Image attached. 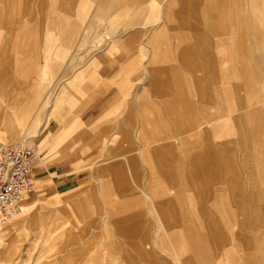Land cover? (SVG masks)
Instances as JSON below:
<instances>
[{"label": "crops", "instance_id": "1", "mask_svg": "<svg viewBox=\"0 0 264 264\" xmlns=\"http://www.w3.org/2000/svg\"><path fill=\"white\" fill-rule=\"evenodd\" d=\"M18 1L24 4V13L28 14L29 21L21 24L16 18L10 24L6 20L7 6ZM147 1L120 0L121 16L128 23L121 27L118 35L108 34L114 47L119 48L117 53L124 50L119 40L129 32H138V26L148 22L144 18ZM40 2L34 15L33 0H0V128L8 133L7 136L0 134V139L18 136L15 127L26 124L34 107L44 111L59 88L63 95L61 83L64 75L55 80L49 78V74L58 69L52 59L64 61L70 51L74 53L82 47L98 11L103 7L112 8L118 1L53 0L47 9L44 8L46 0ZM168 5V12L175 15V22L178 23V26L171 27L175 32V42L169 41L161 22L151 27L148 42L152 50L148 64L179 62L193 71H207L218 64L219 81L214 74L213 83L206 84L205 88L200 85L203 95L212 98V104L201 107L207 113L201 116L200 124L194 125L188 116V122L183 125L180 120L184 116L179 113L183 111L179 106L182 90L170 81L172 76L167 71H155L152 86L157 89L160 104L167 113L166 116H156L157 136L152 135L146 121L141 120L142 140L136 150L131 148L134 153L115 154L108 160L117 162L108 170L114 171L116 166H121L132 184L120 202L115 229L121 230L128 240L135 239L141 235L140 226L146 215L163 226L164 237L171 229L174 241H183L180 250L189 256L186 260L188 264H214L218 255L217 244L227 248L234 240L232 225L237 224V236H244L248 244L255 245L259 239H264V99L254 105L242 106L235 101L242 89L241 82L244 90L250 91L257 85L264 95V0H169ZM213 37L217 39L213 40ZM12 38L11 53L18 54L15 60L8 57V45ZM138 39L139 35H136L131 42ZM106 44L107 41L103 48ZM162 44L166 45L165 49H162ZM21 55H31L29 67L24 66L27 60L21 59ZM40 59L42 64L38 62ZM74 59L72 56L68 60L73 62ZM133 64H119L111 76L121 78ZM163 73L166 77L164 81L160 79ZM104 88L101 94L104 92L106 95L108 90L106 86ZM222 99L232 103L224 105ZM66 111L64 109L62 114ZM164 118L172 120L176 128L175 137L170 136ZM232 126L239 134L236 142L225 139L218 144L216 139L211 140L213 130L219 129V133L224 135L225 128ZM186 130H191L189 140L197 144L181 149L188 138L184 133ZM31 131L32 126H29L28 131L22 134L30 135ZM248 132L252 134L251 140ZM47 138L48 135L39 136L33 145L42 150L48 145ZM235 143L239 144V151H233L234 147H231L232 151L228 150V144ZM153 144L157 145L149 147ZM162 149H180L184 150V154L163 155L160 154ZM53 150L52 144L49 157L54 155ZM140 158L152 161L151 165H158V172L166 177L175 175L182 183L181 189H164L154 173L151 174L153 177L141 183L135 181L133 175ZM174 159L187 161L189 168L184 170L183 164L174 163ZM39 162L43 163L42 159H38L36 165ZM214 179L220 181V189L212 188L211 181ZM171 191L175 195L171 196ZM25 202L30 214L37 203L27 199ZM195 205L199 210L194 208ZM178 206L180 211L176 210ZM42 221V217L36 219V222ZM200 229H206V232L201 233ZM162 237L154 236V241ZM76 248L72 250L76 251ZM227 254L226 249L224 256ZM144 255H149V252ZM244 257V264L259 262L254 252L249 251ZM167 259L170 258L167 256ZM172 262L177 264L176 260Z\"/></svg>", "mask_w": 264, "mask_h": 264}, {"label": "rangeland", "instance_id": "2", "mask_svg": "<svg viewBox=\"0 0 264 264\" xmlns=\"http://www.w3.org/2000/svg\"><path fill=\"white\" fill-rule=\"evenodd\" d=\"M116 1L112 8L103 7L98 11L82 47L74 53L70 51L64 61L52 59L58 69L52 75L49 74V78L55 80L64 75L61 83L63 95L59 88L44 111L34 107L26 124L15 127L18 136L0 139V142H22L36 147L39 159L43 161L37 165L34 191L27 198L29 201L35 200L36 206L30 214L27 212L20 215L12 220V224L0 227V264H174L172 260H176L177 264L185 260L182 264H188L186 260L189 256L180 250L183 241H174L171 229H168V235L164 237L163 226L156 220L151 221L146 215L140 226L141 235L131 241L123 236L121 230L115 229L120 202L132 184L121 166L109 171L108 168L117 162L108 160L115 154L134 153L142 140L141 120H145L149 132L157 136L156 116H166L167 113L160 104L157 89L152 86L155 71H167L172 76L170 81L182 90L179 106L183 111L179 113L184 117L180 123L186 124L190 116L192 123L197 126L202 120L201 116L207 113L201 107L212 104V98L203 95L200 85L205 88L206 84L213 83L214 74L219 81L220 67L214 64L207 71H193L179 62L148 64L152 50L148 42L151 27L161 22L169 41L175 42V32L171 27L178 26V23L175 22V15L168 12L169 0L147 1L144 18L148 22L140 24L138 32H129L123 36L119 41L124 50L117 53L119 48L114 47L110 37L118 35L128 20L121 16L120 0ZM52 3L53 0H46L44 8H49ZM40 4V0H33L34 15ZM16 18L21 24L29 21L28 14L24 13V4L19 1L7 6V22L12 24ZM110 33L111 36L108 35ZM136 35H139L138 41L131 42ZM212 39L216 40L217 37ZM105 41L107 44L103 48ZM161 47L165 49L166 45L162 44ZM12 51L13 38L8 45V57L15 60L18 54ZM72 56L75 59L69 62ZM216 56L219 58V54ZM20 58L27 60L24 66L29 67L31 55H21ZM38 62L42 64L41 59ZM128 62L134 64L121 78L111 76L119 64ZM163 74L160 79L164 81L166 77ZM241 85L242 89L238 91L235 100L238 105H254L263 101L264 95L259 86H253L247 91L242 82ZM104 86L108 90L106 95L104 92L101 94L105 90ZM222 100L227 106L232 103ZM64 109L67 111L62 114ZM164 119L170 136L175 137L176 128L172 120ZM29 126H32L31 134L25 136L22 132L28 131ZM190 131L184 132L188 138L180 145L181 149L197 144L189 140ZM213 131L211 140L216 139L218 144L225 139L236 142L239 138L233 126L225 128L224 135L219 133V129ZM248 133L250 139L252 134ZM0 134L8 135L2 128ZM42 135H48V145L40 150L38 145H33V141L36 142ZM52 144L54 155L49 157ZM231 147H234L233 151H239V144H228V150L232 151ZM172 153L180 155L184 154V150L160 151L163 155ZM174 163H182L184 170L189 168L187 161L174 159ZM151 164L152 161L138 159L134 180L141 183L153 177L151 174L154 173L164 189H181L182 183L175 175L166 177L158 172V165ZM220 185L218 179L211 181L212 188L220 189ZM170 194L175 195V192L171 191ZM194 208L197 210L199 207L195 205ZM176 210L180 211L181 208L178 206ZM39 217L43 218L41 223L36 222ZM200 230L201 233L206 232V229ZM238 230L237 224L232 225L236 236L227 248L217 244L218 255L214 264H244V256L249 251L256 254L258 264H264V239H259L255 245L248 244L244 236H237ZM160 235L163 237L154 241V236ZM75 246L76 251H73ZM226 249L228 254L224 256ZM78 251L81 253L77 254ZM145 252H149V255H144Z\"/></svg>", "mask_w": 264, "mask_h": 264}, {"label": "built area", "instance_id": "3", "mask_svg": "<svg viewBox=\"0 0 264 264\" xmlns=\"http://www.w3.org/2000/svg\"><path fill=\"white\" fill-rule=\"evenodd\" d=\"M34 146L20 142H0V221L5 223L18 213L21 204L34 191L36 162Z\"/></svg>", "mask_w": 264, "mask_h": 264}, {"label": "bare ground", "instance_id": "4", "mask_svg": "<svg viewBox=\"0 0 264 264\" xmlns=\"http://www.w3.org/2000/svg\"><path fill=\"white\" fill-rule=\"evenodd\" d=\"M22 143V142H21ZM23 144H25V143H23ZM27 145V144H26ZM29 146V145H28ZM25 202V201H24ZM22 203L21 204V206H20V208H19V211H18V213L17 214H15L14 215V217L13 218H11L9 221H7V222H5V223H2L1 221H0V227H5V226H7V225H10V224H12V220H14V219H16L18 216H20V215H24L25 213H27L28 212V206H27V203Z\"/></svg>", "mask_w": 264, "mask_h": 264}]
</instances>
